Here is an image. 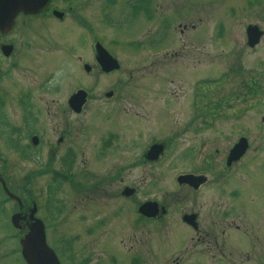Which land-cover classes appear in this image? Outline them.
I'll return each instance as SVG.
<instances>
[{
	"label": "rangeland",
	"instance_id": "374dc122",
	"mask_svg": "<svg viewBox=\"0 0 264 264\" xmlns=\"http://www.w3.org/2000/svg\"><path fill=\"white\" fill-rule=\"evenodd\" d=\"M72 1L61 23L50 12L20 16L4 41L14 56L0 55L7 69L0 73V176L23 213L36 205L33 217L61 264H264V0ZM248 25L263 31L254 49ZM95 42L119 70L101 72ZM198 83L201 129L211 128L200 137L212 144L208 153L219 151L215 170L225 168L223 155L239 137L250 144L240 162H226L222 190L206 175L201 245L180 219L190 190L176 177L201 169L202 145L183 146L197 138L191 132L167 141L192 120ZM79 89L88 95L76 115L67 100ZM60 133L66 142L59 146ZM154 141L165 151L148 163L142 154ZM63 157L67 177L49 202L45 191ZM137 186L138 194L124 196ZM153 198L170 215L142 221L137 209ZM4 199L0 264H24L9 222L18 206Z\"/></svg>",
	"mask_w": 264,
	"mask_h": 264
},
{
	"label": "water",
	"instance_id": "95a60500",
	"mask_svg": "<svg viewBox=\"0 0 264 264\" xmlns=\"http://www.w3.org/2000/svg\"><path fill=\"white\" fill-rule=\"evenodd\" d=\"M49 0H0V33L7 34L11 31L14 25V20L22 13L23 15H36L39 14L47 5ZM247 43L248 46L253 48L260 41L262 32L256 26H248L246 30ZM97 56L96 60L101 66L105 73H109L114 69H117V64L111 59V57L105 52V50L100 46H96ZM11 52V47H4L3 53L8 56ZM86 71L90 69L86 66ZM107 96H111L108 94ZM85 101V95L81 92L73 95L68 104L72 110L79 112L81 106ZM247 149V144L245 140L241 139L230 151L228 162L236 161L241 158ZM161 146H153L150 149L148 158L150 160H156L161 153ZM189 177H181L178 179L179 183L193 181L188 180ZM1 181V178H0ZM2 183V181H1ZM194 183V182H193ZM3 190L7 196L11 199L16 200L21 207V203L18 198L12 195L2 183ZM125 196L132 194L131 190L125 191ZM139 213L146 217H152L155 213L154 205L147 203L139 208ZM34 210L30 211L29 216H23L21 212L15 213L11 217L12 226L21 230L23 223L28 224L27 220H32L33 222L28 226L27 230L24 231L23 235L19 239V244L21 246V256L26 262V264H59L53 251L46 245L44 227L40 220L33 217ZM192 218H187L186 220L191 221Z\"/></svg>",
	"mask_w": 264,
	"mask_h": 264
},
{
	"label": "flooded vegetation",
	"instance_id": "af4514ba",
	"mask_svg": "<svg viewBox=\"0 0 264 264\" xmlns=\"http://www.w3.org/2000/svg\"><path fill=\"white\" fill-rule=\"evenodd\" d=\"M61 5H64V7L63 8L61 7V9H60L59 6L56 4L55 0H52L48 4V6L45 8L43 13L39 14L38 16H30V17H35L36 18V17L45 16V15H47L48 12H50V15L52 16L53 11H58V12L62 13L61 17L60 18H55L53 16L52 17L55 18L58 22L61 23V22L66 20L67 15H70L73 12V9L75 8L76 4L72 0H60V6ZM100 15L103 16V17L105 16L102 12H99L98 16H100ZM20 16L29 17V16L19 15L17 17V19ZM184 29H186V27H184ZM87 31H89V29ZM8 37H9V35L8 36H0V55H1V48L4 45H10L13 48L11 56H10V57H12V56H14L13 55L14 54L13 53V51H14L13 44H11L10 42L9 43L4 42ZM10 57L7 58V59L9 60ZM6 70L7 69L1 68L0 69V73H4V72H6ZM197 87L198 88H197L196 92L191 94V100H190V102H193V105L190 107V108H193V113L191 115L192 116V120L186 125V127L184 129L182 128L175 135L174 138H171V139H169L167 141H169L170 144H171L173 142V139H175L176 137L180 136L181 134H186L188 132H191V134L194 135V136H197V138L192 140V141L187 139L185 142H183V146L186 147L187 150H189V152H191V150H192L194 145H198V144L202 145V151H201V155H200V157H201V169L194 170L193 172H190V173L187 172L185 174H182V175H179V176L176 177V179H177L180 176H186V177L191 178V179H188V180H191V181L194 182V183L193 182L189 183V182H185L184 181L182 184H178V185H182V187H186L187 186V188L190 190V194H189L190 198H189V200H187V202L184 205H182L183 212L187 211V213L183 214L180 219H181V221L183 222V224L187 228L192 229V231H194L197 234L196 245H198V244L201 245V237L204 240L206 238V236H207L206 231L204 229L201 230V204H200L201 189H203V186H205L209 182L207 180V176L206 175H208L211 178L216 179V184L222 190V187L226 183V177L224 176V173H225V168L227 167L226 162H227V159H228V156H229V152H230L231 148L238 142V140L240 138H245V137H239L237 139V141H235L232 144V146L228 150L227 154L223 155V158H225V156H227L225 161L224 160L222 161V162H224L225 168H224V166L220 165L219 170L216 171L215 167L218 165V163H220V161L218 160L219 151L216 150L214 155H211L210 153H208L207 151H209V148L211 147L212 144H210L204 138H201V137L204 136L206 131L210 130L211 128L208 127V128H202L201 129V83H198ZM249 92H251V91H249ZM190 102H189V99L186 101L187 111L189 110L188 105H189ZM219 102L220 101H216V103L214 104V111H216V112L221 110L219 107L216 106V104H218ZM212 120H214V118H212ZM209 124H211V123L209 122L206 125H209ZM217 135L220 136V134H217ZM245 139L247 140V138H245ZM65 142H66V135H62L60 133V135H59V137L57 139V144L60 146V145L64 144ZM154 145H161L162 148H163V153L165 151V146H164L163 143H157L156 141L150 143V145L148 146L146 151L142 154L143 159L146 162H148V163H154L155 162V161L150 160L148 158L149 149L152 146H154ZM249 147H250V144H249ZM249 147H248L247 151L245 152V154L243 155V157L247 154V152L249 150ZM58 160H59L60 163L63 161L64 165H65V163H69L68 162L69 161L68 158L65 159V157L59 158ZM241 160H242V158L239 160V162ZM138 187L139 186H137V188H134V192H136L137 194L139 193V188ZM176 193H177V191L172 193V194L170 193V194H171V196H174ZM146 202H148V201L145 200L139 206H141L143 203H146ZM149 202L157 203L158 206L160 207L159 212L155 215V217L153 219H145V218L139 216L142 221L143 220H145V221H160V220L166 218V216L170 215L171 211L166 206L161 205L160 202L157 199L153 198V199L149 200ZM162 208H164L165 212L162 210ZM195 208L199 211V213L195 210ZM188 217H192V220L191 221L185 220V218H188Z\"/></svg>",
	"mask_w": 264,
	"mask_h": 264
},
{
	"label": "trees",
	"instance_id": "16d2710c",
	"mask_svg": "<svg viewBox=\"0 0 264 264\" xmlns=\"http://www.w3.org/2000/svg\"><path fill=\"white\" fill-rule=\"evenodd\" d=\"M0 115H1V117H0V122L4 125L5 124V120H4V117H3V114H2V112H0ZM62 185V179H60V178H58L55 182H54V184H53V186L51 187V195H54V194H56L57 193V191H58V189L60 188V186ZM0 198H2L3 197V195L0 193ZM52 198V197H51ZM2 199H4V198H2ZM5 200V199H4ZM68 248V247H67Z\"/></svg>",
	"mask_w": 264,
	"mask_h": 264
}]
</instances>
